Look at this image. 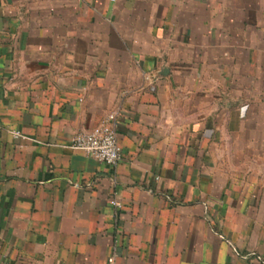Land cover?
I'll return each mask as SVG.
<instances>
[{"label":"crops","instance_id":"0c3cea01","mask_svg":"<svg viewBox=\"0 0 264 264\" xmlns=\"http://www.w3.org/2000/svg\"><path fill=\"white\" fill-rule=\"evenodd\" d=\"M112 257L264 264V0H0V264Z\"/></svg>","mask_w":264,"mask_h":264},{"label":"built area","instance_id":"2783aa9c","mask_svg":"<svg viewBox=\"0 0 264 264\" xmlns=\"http://www.w3.org/2000/svg\"><path fill=\"white\" fill-rule=\"evenodd\" d=\"M15 135L21 136L20 133ZM71 148L83 151L102 164L115 167L122 158V147L117 132V115H109L90 132L75 134L71 141ZM111 204L117 209L122 208V204L117 200H112ZM109 262L114 263V258L109 259Z\"/></svg>","mask_w":264,"mask_h":264}]
</instances>
